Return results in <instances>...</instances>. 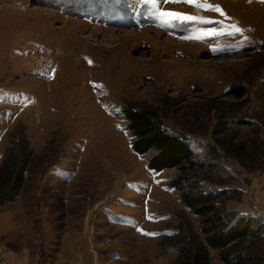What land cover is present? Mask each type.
I'll list each match as a JSON object with an SVG mask.
<instances>
[{"label": "rangeland", "instance_id": "1", "mask_svg": "<svg viewBox=\"0 0 264 264\" xmlns=\"http://www.w3.org/2000/svg\"><path fill=\"white\" fill-rule=\"evenodd\" d=\"M210 3L223 15L162 0H0V165L20 140L27 160L0 202V264L22 250L27 264H174L198 234L169 185L175 171L132 151L124 107L156 112L198 158L209 151L225 207L264 223V159L245 170L219 146L264 133V0ZM259 241L243 264H264Z\"/></svg>", "mask_w": 264, "mask_h": 264}, {"label": "trees", "instance_id": "2", "mask_svg": "<svg viewBox=\"0 0 264 264\" xmlns=\"http://www.w3.org/2000/svg\"><path fill=\"white\" fill-rule=\"evenodd\" d=\"M122 110L132 139V151L138 155L151 153L147 161L151 171H175L169 185L178 193L181 205L198 218L197 235H201V239L194 233L179 242L174 264H212L210 250L216 252L221 264H243L249 245L253 246L251 241H261L264 236V223L252 216H238L225 207L226 194L214 190L210 177L214 165L208 157L212 159L213 155L209 156L208 151L205 158H198L181 135L165 130L161 118L152 110L128 107ZM256 133L259 142L253 139L246 144L233 145L229 139L223 145L225 141H220L224 157L233 159L245 170L258 169L264 159V133ZM260 136L263 139L260 140ZM21 137L17 133L16 138ZM22 143L23 140L12 143V149L0 165V202L19 189L27 161L22 162L18 157L25 151ZM250 148H254V152H249Z\"/></svg>", "mask_w": 264, "mask_h": 264}, {"label": "snow or ice", "instance_id": "3", "mask_svg": "<svg viewBox=\"0 0 264 264\" xmlns=\"http://www.w3.org/2000/svg\"><path fill=\"white\" fill-rule=\"evenodd\" d=\"M151 3L155 4L157 0H150ZM162 3H184L188 6L195 7L198 11H215L221 15H223V12L221 11L219 6L212 5L210 3V0H162ZM158 15L165 21L168 20H177L181 22H194L197 21L198 18L194 16H190L183 13H176L171 11H160ZM233 31L229 34L237 35L241 33V29L239 27L233 25L231 26ZM213 33H206L204 35H212ZM204 36L202 35H193L190 37H187V39H202Z\"/></svg>", "mask_w": 264, "mask_h": 264}, {"label": "crops", "instance_id": "4", "mask_svg": "<svg viewBox=\"0 0 264 264\" xmlns=\"http://www.w3.org/2000/svg\"><path fill=\"white\" fill-rule=\"evenodd\" d=\"M3 255H4V253H3ZM60 255H61V253H60ZM9 257H11L14 260V263H12V261ZM5 258H6V260H5ZM28 260H29V254L27 253L26 250L20 251L19 254L13 253V252H7V253H5V256L3 257V264H17V263L27 264L26 262ZM51 264H77V263L74 260L73 261H65L64 259L63 260L56 259Z\"/></svg>", "mask_w": 264, "mask_h": 264}, {"label": "bare ground", "instance_id": "5", "mask_svg": "<svg viewBox=\"0 0 264 264\" xmlns=\"http://www.w3.org/2000/svg\"><path fill=\"white\" fill-rule=\"evenodd\" d=\"M117 32H119V36L118 37H110L109 39H121L122 37H124L127 33H130L129 30H118ZM130 35V34H129ZM88 37V36H87ZM128 37V36H127ZM180 45H183V44H179L177 46H174L173 45V48L175 51H178V52H181L182 50L180 49ZM176 57V56H175ZM151 216V215H150Z\"/></svg>", "mask_w": 264, "mask_h": 264}, {"label": "built area", "instance_id": "6", "mask_svg": "<svg viewBox=\"0 0 264 264\" xmlns=\"http://www.w3.org/2000/svg\"><path fill=\"white\" fill-rule=\"evenodd\" d=\"M255 211H256L258 214H261V212H260L259 210H256V209H255ZM263 214H264V213H263Z\"/></svg>", "mask_w": 264, "mask_h": 264}]
</instances>
